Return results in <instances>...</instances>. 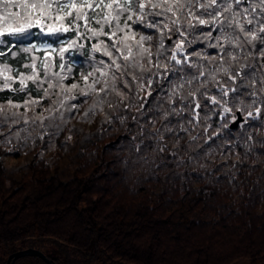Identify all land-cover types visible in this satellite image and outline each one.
<instances>
[{"label": "trees", "instance_id": "obj_1", "mask_svg": "<svg viewBox=\"0 0 264 264\" xmlns=\"http://www.w3.org/2000/svg\"><path fill=\"white\" fill-rule=\"evenodd\" d=\"M23 247L264 262V0H0V264Z\"/></svg>", "mask_w": 264, "mask_h": 264}, {"label": "water", "instance_id": "obj_2", "mask_svg": "<svg viewBox=\"0 0 264 264\" xmlns=\"http://www.w3.org/2000/svg\"><path fill=\"white\" fill-rule=\"evenodd\" d=\"M235 114H236V116L228 123L229 127H234L237 124V121L241 119V116H240L238 110H235ZM24 254L37 255L40 258H42L44 261H46L48 264H55L54 262H50L48 257H46L42 253V251H40L39 249L34 248V247H23V248H19V249H16V250L9 252L5 257V263L4 264H11L15 257L21 256Z\"/></svg>", "mask_w": 264, "mask_h": 264}, {"label": "rangeland", "instance_id": "obj_3", "mask_svg": "<svg viewBox=\"0 0 264 264\" xmlns=\"http://www.w3.org/2000/svg\"><path fill=\"white\" fill-rule=\"evenodd\" d=\"M47 253L53 255L54 252L53 251H50V250H46ZM235 264H264V262L262 261H259V260H252V261H248V260H242V261H239Z\"/></svg>", "mask_w": 264, "mask_h": 264}]
</instances>
